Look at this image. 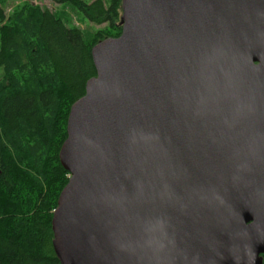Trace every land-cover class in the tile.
I'll return each instance as SVG.
<instances>
[{
  "label": "water",
  "instance_id": "1",
  "mask_svg": "<svg viewBox=\"0 0 264 264\" xmlns=\"http://www.w3.org/2000/svg\"><path fill=\"white\" fill-rule=\"evenodd\" d=\"M72 107L60 264H264V0H122Z\"/></svg>",
  "mask_w": 264,
  "mask_h": 264
},
{
  "label": "trees",
  "instance_id": "2",
  "mask_svg": "<svg viewBox=\"0 0 264 264\" xmlns=\"http://www.w3.org/2000/svg\"><path fill=\"white\" fill-rule=\"evenodd\" d=\"M50 1L98 29L30 2L7 14L0 0V264H60L52 221L71 177L60 161L71 107L97 75L92 49L122 33V0Z\"/></svg>",
  "mask_w": 264,
  "mask_h": 264
},
{
  "label": "rangeland",
  "instance_id": "3",
  "mask_svg": "<svg viewBox=\"0 0 264 264\" xmlns=\"http://www.w3.org/2000/svg\"><path fill=\"white\" fill-rule=\"evenodd\" d=\"M89 3L95 1V0H85ZM106 3H109L110 0H103ZM24 2H30L34 5H40L43 7H46L54 12H64L68 15L67 23L69 26L80 28L86 32H92L98 29L97 26L91 25L87 19H85L82 15L74 11L71 7H67L64 5L56 4L50 0H8L5 8L7 10V14H10V12L18 5L23 4ZM2 75V70L0 69V77Z\"/></svg>",
  "mask_w": 264,
  "mask_h": 264
}]
</instances>
